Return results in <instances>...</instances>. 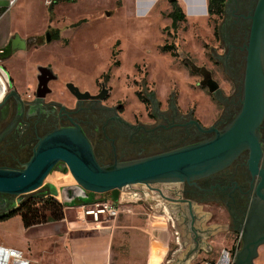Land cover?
I'll list each match as a JSON object with an SVG mask.
<instances>
[{
    "label": "rangeland",
    "instance_id": "obj_1",
    "mask_svg": "<svg viewBox=\"0 0 264 264\" xmlns=\"http://www.w3.org/2000/svg\"><path fill=\"white\" fill-rule=\"evenodd\" d=\"M169 1L162 0L147 14L136 11L128 0H74L67 1L61 6L54 4L47 30L50 34H53L55 29L60 30L62 37L57 40L50 37L47 44L43 36L37 40L38 46L27 48L13 56L8 63L15 77L13 78L15 86L20 92L26 91L28 94L36 68L49 65L59 78L57 83L50 85L52 95L56 99L66 100L64 83L67 81L77 84L81 90L91 92H94L100 83H104L109 89V96L104 105L124 111L123 116L127 119L143 113V106L138 99L149 90L160 100L164 96L175 94L177 103L183 109L185 106H194L196 116L205 120L204 114L211 112V108L213 111V106L198 85L199 77L190 72L184 64V59H189L198 67H211L208 63L209 52L211 47L218 45V38H214V32H217L219 21L209 17L206 9L204 16L198 9L189 10L190 15H186L180 7L185 13L186 20L173 28L167 17L171 11ZM50 3L46 4L47 7ZM186 9L188 11V8ZM38 22L42 25L39 19L34 24L38 25ZM64 169L66 176L50 175L46 183L58 191L75 186L76 183L67 168ZM145 187L135 185L125 187L120 192L129 194L136 189L146 192ZM152 187L162 189L170 196L171 190L177 189L180 184H156ZM64 194L66 195L65 190ZM110 195L106 193L100 197L109 198ZM100 197L96 196L97 199ZM56 200L63 201L61 196ZM152 200L157 204V199ZM123 210L125 211L117 220L103 221L101 225L126 224L129 222L126 216L134 218L137 216V219L141 220L147 218L146 214L134 213L129 207ZM201 211L210 212L207 208H202ZM78 212L65 207L64 220L51 223L58 237L65 233L67 223L91 224L90 218L84 220ZM167 220L171 236L168 260L171 261L176 251H185L188 242L184 235V226H180V220H173L172 217ZM226 220L225 215L217 213L216 218L208 221L206 226H212V230H207L209 234L205 246L200 250L197 261L191 264L212 262L211 260L217 258L223 248H230L237 242V234L231 236L225 232ZM135 221L140 223L139 220ZM19 222V217H14L8 222L0 223V245L13 246L29 252L30 243L26 246L29 240L33 253L31 258L35 257L42 264H46L50 259L57 263L60 254L55 249L60 245L55 244L56 248H48L49 242L38 236L40 230L34 232L30 230L31 232L27 231L28 233L24 234ZM78 230L75 231V236L92 233L83 229ZM122 232L123 238L114 246V256L121 264H136L132 261L142 264L144 256L130 254V238H126L128 232ZM31 264L34 263L31 261ZM254 264H264V245L259 248Z\"/></svg>",
    "mask_w": 264,
    "mask_h": 264
},
{
    "label": "flooded vegetation",
    "instance_id": "obj_2",
    "mask_svg": "<svg viewBox=\"0 0 264 264\" xmlns=\"http://www.w3.org/2000/svg\"><path fill=\"white\" fill-rule=\"evenodd\" d=\"M169 2L171 7L172 1ZM257 2L258 0H225L221 16H214L219 21L217 32H214L218 45L210 48L208 63L211 67L199 66L210 73L214 82L211 91L209 87L200 86L202 77L193 73L199 77L198 85L213 106V111L211 108V112L204 114L205 120L196 116L194 106H185L183 109L177 103L175 94H169L160 100L149 90L138 99L143 106V113L127 119L123 116L124 111L104 105L109 96V89L104 83H100L99 87L91 92L81 90L77 84L67 81L64 83L66 100L56 99L52 95L50 85L57 83L59 78L49 65L36 68L28 94L26 91L20 92L7 65L16 53L13 54L2 63L10 75L12 87L5 81V93L0 101V168L22 169L40 139L55 130L69 127L81 129L92 146L96 160L102 166L170 152L213 138L215 132L211 130L220 133L226 129L243 106L246 47L252 25L251 17ZM47 35L48 33H45L44 39ZM37 40H26L27 48L38 46ZM189 63L192 62L184 59L187 68ZM68 85L89 96L77 99L70 92ZM44 90L49 91L45 96L39 97ZM194 123L200 131L211 132H200ZM258 134L262 157L257 169L261 171L264 169V117ZM248 160L249 151L245 150L227 167L191 182L196 188L184 183L185 201L191 202L192 208L196 205L201 209H209L208 221L216 218L217 213L225 215V232L231 236L237 234L240 249V232L247 224L251 207L254 203L264 205L257 195L260 176L250 171ZM64 168L65 165L60 163L50 175L66 176ZM171 191L170 199H183L182 184ZM43 192H50V184H47ZM3 202L4 198L0 197V204ZM180 202L173 203L178 207L182 205L188 211L187 204ZM7 209L0 207V212ZM189 215L191 217V214ZM190 221L191 218L185 216L182 225L192 237V228H188ZM194 222L193 216V241L197 247L195 251H199L198 244L202 242V235L207 239L209 233L196 229Z\"/></svg>",
    "mask_w": 264,
    "mask_h": 264
},
{
    "label": "water",
    "instance_id": "obj_3",
    "mask_svg": "<svg viewBox=\"0 0 264 264\" xmlns=\"http://www.w3.org/2000/svg\"><path fill=\"white\" fill-rule=\"evenodd\" d=\"M251 20L252 25L246 47L243 106L238 116L226 129L220 133L211 130L215 132L213 138L194 145L107 166L98 163L89 140L80 128L69 127L55 130L39 140L32 156L22 169L0 168V197L4 198L0 207L11 210L18 206L23 196L32 195L40 199V194H46L43 189L47 186V178L61 163L65 165L76 185L68 186L61 191L50 185V192L46 195L55 199L61 196L63 201L60 203L65 204L66 208L84 205L88 193L97 195L110 193V199L117 202L121 189L144 185L160 192L169 201L186 203L192 221L193 208L191 202L185 201L184 183L195 187V184L190 183L227 167L245 150L249 151L250 171L260 176L257 195L260 201L264 202V169L261 171L257 169L262 157L258 131L264 117V0H258ZM46 41H49L48 36ZM26 47V40L15 34L8 44L0 49V101L5 93V81H8L12 87L10 75L3 68L2 63L13 54L25 51ZM189 68L192 73L202 77L200 86L209 87L211 91L214 82L210 73L204 67H198L193 63H189ZM68 88L77 99L89 96L87 93L81 94L72 85H68ZM48 91H42L39 97L45 96ZM103 97L104 94L100 98ZM196 127L198 128L197 125ZM198 130L200 131L199 128ZM156 184H182L183 199L166 197L161 189L152 188ZM191 221L192 252L186 258H181V262L188 260L193 253ZM240 233L242 246L233 264H254L259 248L264 245L263 204H253L247 224Z\"/></svg>",
    "mask_w": 264,
    "mask_h": 264
},
{
    "label": "crops",
    "instance_id": "obj_4",
    "mask_svg": "<svg viewBox=\"0 0 264 264\" xmlns=\"http://www.w3.org/2000/svg\"><path fill=\"white\" fill-rule=\"evenodd\" d=\"M72 1L74 0H71L70 2ZM161 1L162 0H128V3L132 4L136 11L138 10L143 14H147L151 9L157 7ZM173 1L177 2L186 15H190L186 9L187 7L189 8L190 4L192 5V9H198L202 16L205 14V0ZM11 2L12 0H0V49L4 48L15 34H18V36L24 40H28L34 38L41 39L45 33H48L47 36L50 39V32H48L47 29L51 21L53 7L50 13L49 7H47L46 3L53 2L52 6L54 4L61 6L64 3H67V0H17L13 5H11ZM38 19L41 20L42 25H39L40 21L38 22V25L34 24ZM53 31L59 32V38L62 37L60 35L62 34L60 33V30L55 29ZM7 65L11 71L12 69L8 62ZM13 78L15 77L13 76ZM145 189L146 192L143 191L141 200L139 201L131 197L130 193L126 194L122 191L118 193V199H120L121 206L123 205L131 208L134 213L142 212L146 214V219L141 220V218L137 219V216L136 218L133 216H126V219L129 220L128 223L123 225L113 224L111 226H96L92 223L86 225L67 223L65 224V233L62 237H58L54 231L55 228L51 223L30 229L33 232L35 230H40L38 236L49 242L48 244L50 245L48 248H56L54 247L55 244L57 246L60 245V247L55 249L60 254V258H57V263H54L53 259H50L46 264H121V262L114 256V246L120 238H123L122 231L128 232L126 238H130V254L133 256H144L142 264H191L193 261H197L199 251L205 246L204 243L206 241V236L202 235V242L198 244L199 251H195L197 247L193 241V253L188 260L181 262V258H186L187 255L192 252L191 233L186 231L184 232V235H186V242H188V245L186 246L185 251H176L172 260H168L171 236L169 234L167 219H170L171 217L173 220L179 219L180 226H183L182 221L185 216H187L188 219L191 217L182 205L178 207L176 203L167 200L160 192L154 191L148 187H145ZM136 191H138V189H136ZM162 193L166 197H170L165 194L164 191H162ZM96 196H94V199H97ZM100 196L101 195H99V197ZM101 197L98 199H102ZM152 199H157V204H155ZM119 216L114 220H117ZM193 216L195 217L194 227L196 229H200L201 231L212 230V226H206L209 215L206 212H202L201 208L196 205H193ZM134 219L139 220L140 223L138 224ZM19 223L21 227V222ZM189 227L190 225H188V228ZM47 229L49 230L47 231ZM78 229L92 231V233L75 236V231H79ZM30 230H25L24 232L23 229L22 232L27 234V231ZM28 243H30V246L28 247L29 252L17 247H12L21 250L24 255L32 261V263L42 264L38 259H35V257L31 258L33 255L31 242L28 240L26 246ZM132 263L137 264L136 261H132ZM198 263L200 262H197L196 264Z\"/></svg>",
    "mask_w": 264,
    "mask_h": 264
},
{
    "label": "trees",
    "instance_id": "obj_5",
    "mask_svg": "<svg viewBox=\"0 0 264 264\" xmlns=\"http://www.w3.org/2000/svg\"><path fill=\"white\" fill-rule=\"evenodd\" d=\"M70 2L71 0H67ZM225 0H206V11L209 17H220L223 12ZM52 4L50 3L49 12L52 11ZM172 10L167 17L171 20V26L177 27V24L186 20V16L175 1L171 2ZM59 32L55 31L50 37L52 40L59 38ZM167 48H163L165 50ZM39 193H43L39 191ZM97 194L88 193L84 203H91L95 199ZM102 196V195H101ZM40 199L34 198L32 195L25 196L17 207L7 210L0 214V223L9 221L14 217H19L22 228L24 230H30L32 228L46 225L48 223H56L64 220V208L65 204H61L55 198L40 194ZM105 199V198H103Z\"/></svg>",
    "mask_w": 264,
    "mask_h": 264
},
{
    "label": "built area",
    "instance_id": "obj_6",
    "mask_svg": "<svg viewBox=\"0 0 264 264\" xmlns=\"http://www.w3.org/2000/svg\"><path fill=\"white\" fill-rule=\"evenodd\" d=\"M17 0H12L13 5ZM46 4H49L47 2ZM188 8V7H187ZM189 10H192V5H189ZM142 191H134L130 193V196L135 200H141ZM85 220L90 218L91 223L96 226L101 225L103 221L114 220L125 210V206H121L120 199L117 202L112 201L110 198L95 199L91 203L84 204L82 206L71 207ZM240 250V239L237 240L230 248H223L218 257L212 262H201L198 264H233L235 256ZM0 264H31V261L24 255V253L13 247L0 245Z\"/></svg>",
    "mask_w": 264,
    "mask_h": 264
},
{
    "label": "bare ground",
    "instance_id": "obj_7",
    "mask_svg": "<svg viewBox=\"0 0 264 264\" xmlns=\"http://www.w3.org/2000/svg\"><path fill=\"white\" fill-rule=\"evenodd\" d=\"M47 184V183H46Z\"/></svg>",
    "mask_w": 264,
    "mask_h": 264
}]
</instances>
